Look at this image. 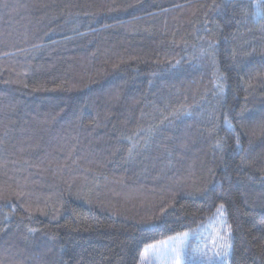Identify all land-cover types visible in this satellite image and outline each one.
<instances>
[{
  "label": "trees",
  "instance_id": "16d2710c",
  "mask_svg": "<svg viewBox=\"0 0 264 264\" xmlns=\"http://www.w3.org/2000/svg\"><path fill=\"white\" fill-rule=\"evenodd\" d=\"M222 220L264 264V0H0V264H209Z\"/></svg>",
  "mask_w": 264,
  "mask_h": 264
},
{
  "label": "snow or ice",
  "instance_id": "6c2138e0",
  "mask_svg": "<svg viewBox=\"0 0 264 264\" xmlns=\"http://www.w3.org/2000/svg\"><path fill=\"white\" fill-rule=\"evenodd\" d=\"M229 128L232 127L231 123L226 121ZM236 148L240 149L241 144L239 137L236 138ZM129 154L131 155V149L129 150ZM241 163L244 164L246 161L243 159L241 160ZM224 205L220 204V206L217 208V214L219 217L224 216ZM222 225H224L227 228L226 235H221L220 232L215 233V237L210 236L209 239L212 242L213 248L215 251H213L212 256H208V260L210 264H214V262H220V264H226L228 258L230 257L231 251H232V243H231V228L230 226L226 225V221H221ZM189 236V233H184L183 238L180 240L179 246H173L170 250V259L174 261V264H181L182 260H185L189 256L188 252V246H187V237ZM216 238H218L221 243L217 245ZM207 245H205L206 247ZM149 251L158 252L159 249L156 245H152L151 248H145L143 253L140 256V260L144 261L146 259L147 254ZM192 253L197 255H204L207 256L206 252H201L200 249L194 248L192 249Z\"/></svg>",
  "mask_w": 264,
  "mask_h": 264
},
{
  "label": "rangeland",
  "instance_id": "374dc122",
  "mask_svg": "<svg viewBox=\"0 0 264 264\" xmlns=\"http://www.w3.org/2000/svg\"><path fill=\"white\" fill-rule=\"evenodd\" d=\"M182 238L183 236H180V237H177L176 239H170L169 241L165 242L162 245H157V248L159 249V251L158 252L149 251L145 259V264H158L156 262H162L159 264H174V261L170 259V250L173 246H179L180 240ZM201 242H202V238L198 237L197 235H189L187 237V246H188L189 256L185 260H182L181 264L186 263V262L195 263L198 261L197 254L192 253V249L197 248L201 250ZM199 259L201 260V258ZM198 262H201V261H198Z\"/></svg>",
  "mask_w": 264,
  "mask_h": 264
}]
</instances>
